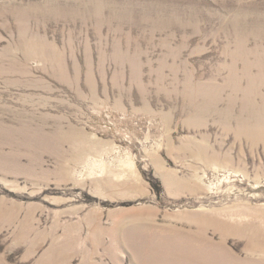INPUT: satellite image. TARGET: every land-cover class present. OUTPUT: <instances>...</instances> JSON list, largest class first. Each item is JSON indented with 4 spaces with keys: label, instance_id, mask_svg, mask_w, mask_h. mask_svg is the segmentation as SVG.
Returning <instances> with one entry per match:
<instances>
[{
    "label": "rangeland",
    "instance_id": "rangeland-1",
    "mask_svg": "<svg viewBox=\"0 0 264 264\" xmlns=\"http://www.w3.org/2000/svg\"><path fill=\"white\" fill-rule=\"evenodd\" d=\"M0 264H264V0H0Z\"/></svg>",
    "mask_w": 264,
    "mask_h": 264
},
{
    "label": "bare ground",
    "instance_id": "bare-ground-1",
    "mask_svg": "<svg viewBox=\"0 0 264 264\" xmlns=\"http://www.w3.org/2000/svg\"><path fill=\"white\" fill-rule=\"evenodd\" d=\"M259 246V245H258Z\"/></svg>",
    "mask_w": 264,
    "mask_h": 264
}]
</instances>
